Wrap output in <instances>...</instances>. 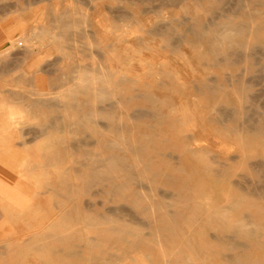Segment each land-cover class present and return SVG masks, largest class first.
<instances>
[{"label":"rangeland","instance_id":"1","mask_svg":"<svg viewBox=\"0 0 264 264\" xmlns=\"http://www.w3.org/2000/svg\"><path fill=\"white\" fill-rule=\"evenodd\" d=\"M243 3L247 1L0 0V137L8 141L4 147L0 145V158L9 154L20 161L17 174H11L0 164L6 177L0 179V192L5 182H11L20 188L29 187L33 197V202L27 198L19 203L6 199L1 206L16 209L19 213H27L34 206L36 211L30 214V220L48 214L57 216L58 221V215L62 218L68 210L84 215V219L76 223L77 236L71 237L72 242L68 241L76 253L71 256L72 262L67 264H228L227 257L235 256L234 251L252 258L262 255L260 262L264 264V210L260 220L251 218L245 222L243 219L244 214L253 213L250 202L264 206V140L261 144L247 140L254 121H262L264 117V45L256 40L257 37L264 38V6L251 9L254 16L251 25L261 22L262 28L257 32L248 31L244 46L230 48L229 63L223 54L217 56L220 63H215L207 54V44L196 40L189 28L196 18L203 22L210 20L209 10L216 6L222 7L224 14L233 20H249L233 14ZM247 9L249 7L245 6ZM74 21L78 22L77 25ZM7 28H15L18 32L10 42L6 39ZM68 35L71 38L68 39ZM111 43L115 44L116 56H125L123 51L128 46V56L125 57H131L129 61L119 64L112 60V55L109 58L112 66L119 68L129 81L123 85H109L100 97L73 94L72 84L77 79L100 76L96 69L98 54L103 58L106 45ZM27 47L31 53L34 49L36 53L28 54ZM74 70L77 79L67 82L64 77H73ZM119 76L118 72L114 79ZM150 93L156 97L152 103L146 100ZM71 96L89 100L90 119L98 123L99 130L107 121L104 112L109 111L112 103L127 97L125 107L118 108L121 112L118 110L116 117L126 119L129 124L128 144L143 146L147 138L153 139L141 156L136 151L124 153L126 162L134 171L129 186L145 194L143 204L150 199L176 203L168 197L162 199L158 194L159 191L169 193L176 190V185L169 184L163 175L179 174L186 178L185 183L193 186L196 179L211 182L213 174L218 173L217 186L205 184V190L211 195H200V199L195 196V200L206 209L222 206L232 215L227 222L229 225L246 223L249 227H258L259 237L248 239L252 248H228L223 239L233 233L221 229L219 223L210 221L202 213L198 219L181 221V237L176 240V246L161 239L159 243L151 241L150 248L146 247L143 234L161 231L157 229V222L144 225L143 209L131 202L130 191H126L125 198L121 194L113 195L100 189L106 185L105 180H88L80 176V165L90 160L88 154L101 151L95 145L85 147L79 142L84 137L95 138L96 134H93L91 124L84 130L77 129V112L66 107ZM38 98H52V101L57 98L54 103L59 106V114L71 125L60 132L50 127L49 118L56 110L35 104ZM172 105L177 107L175 112ZM156 110L165 114L167 119L178 120V137L184 135L194 139L192 147L201 149V157H193L181 144L175 148L171 141L164 143V139L170 136L162 131L164 125L157 119L151 116L138 118L140 111L154 113ZM148 124L150 128L145 127ZM52 145L60 152L59 157ZM13 148L21 151L25 158ZM46 148L50 150L46 151ZM143 156L150 159L159 175L153 177L146 171ZM182 166L183 171H177ZM192 167L197 168V172H193ZM118 176L124 180L123 174ZM89 185L92 187L88 189ZM69 186L70 190L67 189ZM150 186L158 190L149 192L143 189ZM251 189L256 196L247 194ZM11 192L17 194L21 190ZM234 200L240 202L235 213L230 210ZM246 200L249 203H245ZM2 212L6 213L0 207ZM92 212L110 217L122 215L131 235L125 238L112 236L113 221L98 223L100 230L109 229L107 236L96 234L95 222H91L89 216ZM45 219L29 221L16 217L13 222L17 226L27 225V230L43 233L53 222ZM116 224L125 226L122 222ZM69 233L67 237H70ZM31 235L33 233L29 232L15 239L0 237V264H46V255L43 257L33 248L20 246V243L32 239ZM252 241H258L257 245ZM113 258L116 261L112 262Z\"/></svg>","mask_w":264,"mask_h":264},{"label":"bare ground","instance_id":"2","mask_svg":"<svg viewBox=\"0 0 264 264\" xmlns=\"http://www.w3.org/2000/svg\"><path fill=\"white\" fill-rule=\"evenodd\" d=\"M165 1H167V2L178 1V3H179L181 0H165ZM246 1H247V3L241 4L233 14L234 15L240 14L241 17H246L249 20H244V19H241L238 21L233 20L234 18H229V16L224 14L225 11L221 10L222 7L220 9V6H216L213 8L211 7L209 10L210 15H211L210 20L207 19L206 21L203 22L202 20H200V18H196L193 25L189 27L192 36L196 40L204 42L207 44V46H208L207 54L209 55L210 58H212V60L215 63H217V62L220 63L219 60L217 59V56L219 54L220 55L223 54L225 57V61L229 63L231 61V58H229L231 55V52H230L231 49L230 48L233 45H238L240 47L244 46V39L247 36V32L248 31L257 32L262 28L263 24L261 22L257 23L255 26L251 25V21H252V19H254V16L252 15L253 11L251 9L255 6H264V0H246ZM153 6L155 7L156 5H153ZM245 6H248L249 9L245 10ZM218 11H219V13H218ZM124 13H126V12H124ZM127 15H129V14H127ZM78 16H79V13H78ZM221 17H223L222 20L220 19ZM74 23L77 25L78 22L76 23V21H74ZM61 24H60V26H63V24L62 25ZM164 24H166V23H164ZM76 27L80 28L78 26H76ZM203 30H207V31L203 32ZM69 31H72V30H69ZM78 31H79V29H78ZM67 33L71 34V32H68V31H67ZM75 33H77V31ZM78 34L81 35L80 31L78 32ZM79 35H77L78 36L77 38H79ZM85 35L87 36V33H85ZM69 36L70 35H68V39L71 38ZM88 37H92V36H88ZM56 38H58V37H56ZM79 39H81V37ZM256 40H259V42H261L264 45V38L263 37H257ZM30 42H32V41H30ZM79 42L82 43L81 41H79ZM64 43H66V42H64ZM85 44H86V42H85ZM114 45H115L114 43L106 45L107 51L104 52L103 58H102V55L98 54V52L96 51L97 54L100 56L99 57V63L96 66V69L100 72L99 77H97L95 79H89L88 77L83 78V79H80V78L77 79V75H76L75 70L73 71V72H75V74H73L74 75L73 77H71V76L70 77H68V76L64 77V79H66L67 82H72V81L75 82V79H77L76 82L74 84H72L73 85L72 86L73 87V90H72L73 94H82L84 96H99L100 97L106 93V89L109 85H115L117 83L123 85L129 81V79L124 75V73L122 71L119 70V68L112 66V64L110 63L111 60L109 58V55H112V60H114V62L119 63V64H121L125 61H129L131 57H125V56H128V46L125 47V49H127V50L123 51L124 52L123 54L125 56H123L121 54H119V56L118 55L116 56L115 55V49L113 47ZM66 46H68V45H66ZM68 47L70 48V46H68ZM78 49L80 50V48H78ZM84 49H86V48L84 47ZM79 52H81V51H79ZM91 52L92 51H90V53ZM236 53L238 54V52H236ZM84 54H86V53H84ZM257 59H258V57H257ZM103 61H105V62H103ZM118 72L120 73V76L118 78L116 77L117 79L115 80L114 79L115 74ZM206 89L211 90L212 88L206 87ZM56 99L57 98H55V100L52 101L53 100L52 98H46L45 100L42 98H38V99H35L34 102L40 101V102L36 103V104H40L43 101L44 105L46 104V102H49L48 104H46V106H49V104H51V106L55 108L56 112L54 113V115L50 116L49 120H51L50 121L51 124L49 123V126L53 127L55 130L56 129L59 130V132H60L64 129L65 126L71 125V123L68 121L66 122L64 120V118L61 117V115L59 114V111H58L59 106L57 105V103H54V102H56ZM155 99H156V97L151 93L146 95V100L151 102V103L154 102ZM126 101H127V97H122V99L120 101L118 100L117 103L114 102L110 105L109 111L104 112L105 118L107 121L102 125V127H103L102 130H99L96 127L98 123H95L94 120L90 119V111L91 110L89 107V100H86L84 98H82V99L72 98V96L69 97V100L67 101L66 107L68 109H73L77 112V119H76V123H75L77 129L78 130H84V128H86V126L91 124L94 127L93 134L94 133L96 134L95 138L84 137V138H81L80 139L81 141L79 140V142H82V144L85 147H87V145H89V144L95 145L97 147V149L99 151H101V153L100 152L89 153L88 155L90 157V160H88V162L82 163L81 165L79 164L81 166V168H80L81 178L82 179L87 178L88 180L95 178L98 181L99 180H102V181L105 180L106 185L100 187L101 190L109 191L113 195L121 194V196H123L124 198L126 196L125 195L126 191L127 190L130 191L128 193V195L131 197V200H132L131 202L134 203L135 205H137V204L140 205V207H142V209H143V214L145 215V219L143 221L144 225H149L151 222H157L158 223L157 229L161 231V233L151 232V233L143 234V236H146V238H145L146 240H143V243L148 248H150V242L151 241L157 240L159 243L161 239L166 240L168 243H172V246H176V240H178L179 237H181V233L179 232V229H181V223L183 221L188 222L189 220L198 219V217L201 213H202V215L207 216L210 221H214V222L219 223V226L221 227V229H226V230H229L233 233L231 236H228L226 238V240L223 239L224 244L227 245L228 248L237 249V248L241 247L243 250L247 249V248H252L251 244L248 242V239L249 238L253 239V237L254 238L259 237V235L257 234L259 232L258 227L252 228V227L247 226L246 223L245 224L239 223V224L229 225L227 222H228V219H230V217L232 215L230 213H228L222 206H216L213 209H206L204 207V205L199 200L198 201L195 200V196L198 199H200V195H205V196H208V194L211 195V193H209L207 190H205L206 189L205 184L206 185L211 184V185L217 186V179L216 178L219 177L218 173L213 174L214 175L213 177L215 179L213 178V180H211V182H207L203 178L202 179H196L193 186H189L187 183H185L187 181L186 178L180 177L179 174L163 175L164 179L169 184H175L176 185V190L174 192H169V193H166L164 191L163 192L159 191L158 194L161 195L162 199L168 197V198H170L171 201H175L176 203L174 204V202L170 203V202H165V201L164 202L155 201L154 199H150L147 204L142 203L143 197H145V194L144 193L142 194L139 191H137L135 187L129 186V183H131V179L133 178L134 171L126 162V158L124 156V153L128 150L134 151V152L136 151L137 152L136 154L141 156V155L145 154V150L149 146L150 142L153 141V139H151L150 137L147 138V141L143 144V146H141V145L131 146L128 144V132L130 129L129 124L127 123L126 119L121 120V119L116 117V114L118 113V110H119L118 108L119 107L124 108L126 105ZM91 109H93V107ZM172 110L175 112L177 110V107L175 105H172ZM126 114L128 117L129 116L133 117V115H129L128 113H126ZM226 114H228V113H226ZM121 115H123V113H121ZM124 116H126V115H124ZM149 116H151L153 119H157V121L160 124L164 125V129L162 131L165 134H168L170 136L169 139L168 138L164 139V143H166L167 141H171L172 142L171 144L175 148H177L181 144L183 149L184 150L187 149L188 152L193 155V157H195V158L201 157V155H202L201 149L192 147L193 142H195L194 139L189 138V137L184 136V135L181 136V138L178 137L179 123H178V120L176 118L170 117L167 119V116L165 114L161 113V111H159V110H156L154 113H147V112H143V111L138 112V118H144V117L148 118ZM51 118H53V119H51ZM100 126H98V127H100ZM145 127L150 128L151 126L148 124V125H145ZM84 136H87V135H84ZM116 136H118V139L116 138ZM247 140L249 143H252V142H258V144L263 143V140H264V117L262 118V121H259V120L254 121V124H252V129L250 130L249 135L247 137ZM47 141H48V139H47ZM43 146H44V144H43ZM74 146H76V145H74ZM78 146H80V145L78 144ZM51 147L53 150L56 151V153H57L56 156L59 157L60 152H58L56 150L54 145H52ZM47 149L50 150L49 148H46V151H48ZM44 150H45V148H44ZM44 150L42 149L41 151L44 152ZM120 152H122V154ZM40 154H41V152H40ZM143 157H144L143 165H144V168L146 169V171H148V173L153 177L155 175H159L157 170L153 168L150 159H148L146 156H143ZM19 163H20V161L17 158H15L9 154H5L0 158V164L3 165V168L6 167L9 171H11L12 169H16L17 166H19ZM194 168H193V172H197V168H195V169ZM183 169H184V166L179 167L177 171H183ZM119 174H123L124 180L121 179L122 177L120 178L118 176ZM3 178H6V177L3 176V171L0 169V179H3ZM148 180H151V177ZM231 183L232 182H230V185H232ZM236 184H235V186H236ZM79 187H81V186H79ZM91 187L92 186L89 185L88 189ZM69 188H70V186L67 189L70 190ZM143 189H146L149 192L153 191L154 189L158 190L157 187H151V186L150 187H143ZM244 189H246V188L244 187ZM257 190H258V186H257ZM252 191L253 190L251 189V192H247V194L256 196L255 195L256 193L252 192ZM108 200L110 201V198ZM247 201L248 200H246L245 203H249V201L248 202ZM177 203L179 205H177ZM239 203H240L239 200L238 201L234 200L232 202V204L230 205L231 206L230 210H232L233 213H235L237 211ZM172 206H174V207H172ZM249 206L252 207L253 213L251 215L244 214L243 215L244 221L245 222L249 221L251 218H254L256 220H260L262 217V211L264 210V206L260 203H257V202L255 203L253 201L249 203ZM5 210H6V208H5ZM6 211H7V213L10 214L8 209ZM107 211H108V213H111L110 210H107ZM89 216H90L91 222H93V221L95 222V226L97 229L96 234H98V235H101V236H103V235L107 236L108 235V233H109L108 228H106L105 231H103L102 229L100 230L98 227L101 222H107V221H113L115 223L110 229L112 236L117 237V238H125L127 235H131V233H130L131 230L128 228V224H125L126 222H125V219L122 218V215L116 214V215H114V217H110L111 215L109 216L107 214L105 215V214H102L99 212H92V214H90ZM82 219H84V215L74 213L73 210H68L67 212H64L62 214V218L60 219L61 222H59L57 225H55L56 229H55L54 233H57V234L62 233L61 235H63V233L65 232L66 235H68V233L70 232L69 233L70 237H68L67 240L68 241L70 240L72 242L73 241L72 238L76 237L77 232H78V230L75 227L76 223H78L80 220L82 221ZM120 222L124 223L128 229L125 226H123V224H120V225L116 224V223H120ZM47 236L48 235L46 233V237L45 236L43 237L45 239V241L43 243L47 244L50 247L51 243L49 241V238L47 239ZM43 238H40L41 240L38 242V244L36 243V245L41 247L40 251L43 252V254H44V252L50 248H47V249L43 248V247L46 248V246H47V245L42 243ZM86 238H88V237H86ZM220 238H221V236H220ZM46 239H47V241H46ZM92 241H93V239H92ZM47 242H49L50 244H48ZM128 242H131V241H128ZM252 242L254 243V245H257L256 243H258V241H252ZM39 243H42V244L40 245ZM55 243L57 244V242H55ZM89 244L92 245V243H89ZM53 245H55V244H53ZM72 246H73L72 243L67 242V248L63 249V251H65V252H63V255L59 252H56L54 249H53L54 251H50V252L47 251V254H45V255H46V257L49 256L50 259L49 258L46 259V257H45L44 260L45 261L48 260L45 263L46 264H64V263L67 264V263H71L72 262L71 256L73 255V253H76V252H74L73 249H71ZM201 247L204 248L203 246H201ZM192 248H193V246H192ZM42 250H45V251H42ZM69 252H71L72 254L70 253L71 254L70 255ZM43 254H42V256H43ZM234 254H235V256H228L227 257V259H228L227 263L228 264H262L260 262V259H262V255H258L257 257L255 256L254 258H252V257H248L245 253L243 254V252H241V251L240 252L234 251ZM114 258L112 259V262L116 261V259L114 260ZM110 263H111V261H110Z\"/></svg>","mask_w":264,"mask_h":264},{"label":"crops","instance_id":"3","mask_svg":"<svg viewBox=\"0 0 264 264\" xmlns=\"http://www.w3.org/2000/svg\"><path fill=\"white\" fill-rule=\"evenodd\" d=\"M17 33L18 32L16 31L15 28H7V31H5L6 39H8V41L10 42L11 39H13L14 36L15 37L17 36ZM17 40L20 41L22 39L18 38ZM27 48H28V54H35L36 53L35 49H34L35 52L33 51V53H31L30 50H29V47H27ZM42 99L45 100L46 98H42ZM38 102H40V101H38ZM38 102H34V103L36 104ZM48 103L49 102H46V104H48ZM39 105H44L43 101ZM49 107H52L51 104H49ZM10 115L11 114H8L9 117H10ZM4 143H8L7 139L5 137L4 138L0 137V145L1 144L3 145ZM3 147H4V145H3ZM12 150L16 151L17 153H19L20 155H22L24 157V154L21 151H18L15 148H13ZM10 173L11 174H17L18 173V169H12ZM35 184H37V183H35ZM16 189L21 190V192H19L17 194L14 193V192H11V191H16ZM24 198H27V200H29L30 202H33V197H32V194L29 191V187L20 188V187L15 186L14 183H11V182H5L4 183V186L1 188V192H0V207L3 210H5V208H6V210L8 209L9 211H12V213L9 214V213H7L6 210H5L6 213H3V212L0 213V226L2 227V230H0V237H2V238L6 237V238L15 239V238L23 236L25 233L31 232V233H33V235H31V237H30L32 239H30V240H28L26 242L20 243V246L22 244L21 247H23V248H26V249L27 248L28 249H32L33 248L35 252L37 251L36 253L38 255H42L43 252L40 251L41 247L36 245V243L38 244V242L41 240L40 238H43L44 236L46 237V233H47V235H48L47 239L49 238V241H50L51 244L49 242H47L48 244H50V247H49L47 244L43 243L45 241V239L44 238L42 239V243L47 245L46 248L45 247H43V248L44 249L50 248V249H47L46 251L42 250V251H45L43 255L47 254V251L50 252V251H54V250L56 252H59V253L65 252V251H63V249L67 248V242H68V240H67L68 237H67L66 233L65 234L63 233V235H61L62 233L61 234L54 233L55 232L54 225L56 223H58V222H61L60 221V219H61L60 215H58L59 216L58 221H56L57 219H55V218H58L57 216L48 215V214L37 215L35 218L32 217L33 219L30 220L29 219V217L31 216L30 214L36 211V208L34 206L31 207V210L30 211L28 210L29 212H27V213H24V212L23 213H19V212L15 211L16 209L12 210V209H9V208H7L5 206H1L2 202L5 201L6 199L15 200L16 202L18 201V203H19V200L24 199ZM20 203H25V202L20 201ZM16 217L22 218L24 220H29V221H41L43 218H47V219H45L46 221H49V222L53 221V222H52L49 230H47V232L40 233L41 232L40 230L39 231L38 230H27V225H21V226L20 225H18V226L15 225L13 221L15 220ZM28 227H29V225H28ZM35 227H37V226H35ZM47 239H46V241H47ZM55 242H57V244ZM23 243H25V244H23ZM42 243H39V244L41 245ZM53 244H55V245H53ZM61 244H62L63 247L61 246ZM58 248L59 249L61 248L62 250H59Z\"/></svg>","mask_w":264,"mask_h":264}]
</instances>
